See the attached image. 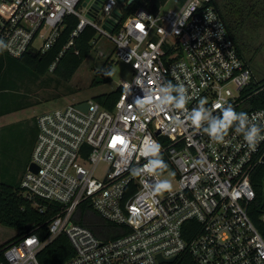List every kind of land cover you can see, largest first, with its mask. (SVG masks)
I'll use <instances>...</instances> for the list:
<instances>
[{
    "label": "built area",
    "instance_id": "2783aa9c",
    "mask_svg": "<svg viewBox=\"0 0 264 264\" xmlns=\"http://www.w3.org/2000/svg\"><path fill=\"white\" fill-rule=\"evenodd\" d=\"M93 1L0 0V40L10 57L44 53L74 15L78 23L67 47L90 26L112 42L115 60L131 67L112 109L91 100L85 110L69 104L36 119L28 163L36 170L27 165L20 187L40 212L47 206L39 201L56 209L43 232L37 226L8 244L0 264H40L38 255L61 235L74 253L57 264H264V239L248 213L264 139L253 149L232 127L216 142L188 119L201 100L213 115L238 107L252 79L218 8L212 0H173L168 8V2L157 11L137 7L123 18L127 0H98V8ZM168 81L184 83L195 97L185 109L141 105L142 88ZM247 114L264 129V108ZM148 134L161 144L169 168L136 173L152 158L142 154ZM167 174L174 187L156 192ZM85 202L124 228L122 234L101 239L75 222Z\"/></svg>",
    "mask_w": 264,
    "mask_h": 264
},
{
    "label": "trees",
    "instance_id": "16d2710c",
    "mask_svg": "<svg viewBox=\"0 0 264 264\" xmlns=\"http://www.w3.org/2000/svg\"><path fill=\"white\" fill-rule=\"evenodd\" d=\"M167 0H135L127 11L123 13V18L130 15L137 7H143L152 11H157ZM249 0H228L227 4L223 5L218 0H212V3L218 8L231 38L236 44L237 50L241 58L252 69L251 63L247 57V21L248 14L253 13L256 8V14H264V0H255L249 5ZM258 7V9H257ZM253 13V14H255ZM78 23L77 17L68 15L64 19V24L60 30L59 36L48 50L44 53L25 52L19 58H13L6 54L4 50H0V95L9 91L10 84L6 76V69L13 64V60L17 64L24 66L32 75H44L49 71V67L56 62L52 72L57 74L64 80H69L76 69L82 64L84 59L90 54L93 49V42H96L97 32L90 26H86L77 37L73 39L70 46H66L71 38V33L76 28ZM117 28L115 29V31ZM108 66H102V71L110 69ZM253 72V71H252ZM11 78V77H10ZM12 81V79H11ZM109 79L100 76L99 73L95 76L92 85L107 83ZM9 93V92H8ZM120 94V88L102 93L94 98L105 109H112L115 101ZM243 102L235 108L236 111H244L246 113L264 108V78L258 74L252 75L250 83L243 90L241 95ZM10 111L13 107L9 106ZM3 112L0 110V116ZM37 136V127L35 120V131L32 136V143L24 167L19 173H10L8 181H3V174L0 172V225L10 228L15 231V236L0 246V260L2 259L3 249L13 241L18 240L25 234L34 230L37 226H41L40 232H43L44 224L53 216L56 206L54 204L39 201L47 206V210L40 212L37 207L32 204L20 187V181L26 171L27 165L30 162L31 151ZM163 158V156H161ZM167 168H169V164ZM166 168V169H167ZM158 171H162L159 170ZM251 183L256 192V198L251 203L248 209L256 228L264 239V220L261 215L264 212V162L257 165L251 175ZM72 219L89 228L97 237L101 239L115 238L120 236L124 228L111 224L105 221L91 206L85 202L80 204ZM38 229V228H37ZM73 249L67 237L61 235L38 255L40 264H57L73 255Z\"/></svg>",
    "mask_w": 264,
    "mask_h": 264
},
{
    "label": "rangeland",
    "instance_id": "374dc122",
    "mask_svg": "<svg viewBox=\"0 0 264 264\" xmlns=\"http://www.w3.org/2000/svg\"><path fill=\"white\" fill-rule=\"evenodd\" d=\"M218 1L227 4L228 0ZM166 2L165 8H168L173 0ZM98 3V0L93 1V7L98 8ZM115 12L119 13V7ZM253 13L249 14L247 21V57L253 73H259V77L264 78V16L255 17ZM112 47L108 38L97 33L92 51L69 80L62 79L52 71L44 75H32L15 60L7 67L6 76H10L12 81L9 93L0 95V110L3 112L0 117V172L3 181H8L10 173H19L23 169L35 131V120L41 114L69 104L94 100L96 96L114 90L122 79L129 78L130 65L116 61ZM107 62L110 63V69L101 72L104 64L108 66ZM105 72L110 75H105ZM98 73L109 81L92 85ZM9 106L13 110L10 111ZM163 180H168L174 187L169 174L164 175ZM14 236V230L0 225V246Z\"/></svg>",
    "mask_w": 264,
    "mask_h": 264
},
{
    "label": "clouds",
    "instance_id": "9594fccd",
    "mask_svg": "<svg viewBox=\"0 0 264 264\" xmlns=\"http://www.w3.org/2000/svg\"><path fill=\"white\" fill-rule=\"evenodd\" d=\"M8 47L7 43L0 40V50H4ZM105 75L110 73L105 72ZM144 96H147V100L143 97L140 98V103L143 106L145 103H156L161 108H166L169 105L175 108L185 109L188 101L193 97L188 95V88L184 83L173 84L171 81L158 84L157 88L151 90L143 89ZM155 92L159 95L158 101L153 99L152 93ZM206 101L201 100L198 107L191 110L188 119L196 127L204 126V131L216 142H222L228 130L234 127V130L238 134H242L244 141L251 147L255 148L257 143L264 139V129L258 127L255 124H250L249 116L244 111H236L235 108L229 104L222 108V112L217 115L205 107ZM145 148L143 155L152 157L143 168L136 169L135 172L140 171H153L157 169L163 170L167 168V164L161 158V144L153 139L151 134H148L145 138ZM172 185L168 180H163L155 186L156 192H164L171 190Z\"/></svg>",
    "mask_w": 264,
    "mask_h": 264
},
{
    "label": "water",
    "instance_id": "95a60500",
    "mask_svg": "<svg viewBox=\"0 0 264 264\" xmlns=\"http://www.w3.org/2000/svg\"><path fill=\"white\" fill-rule=\"evenodd\" d=\"M121 1H123V0H118V2H121ZM134 1H135V0H127V1H126V4H125L124 7H123L124 10H128V8L134 3ZM103 28L106 29V30H108V31H110V28L107 27L106 25H103ZM31 53L34 54L33 52H31ZM76 107L85 110V109L87 108V104H86V103H80V104H77ZM157 133H158V132H157ZM263 159H264V157H263ZM28 168H29L30 170H36V169H35V166H34L33 163H30V164L28 165ZM161 261H163V260H161ZM167 261L170 262V261H172V260L170 259V260H167Z\"/></svg>",
    "mask_w": 264,
    "mask_h": 264
},
{
    "label": "crops",
    "instance_id": "0c3cea01",
    "mask_svg": "<svg viewBox=\"0 0 264 264\" xmlns=\"http://www.w3.org/2000/svg\"><path fill=\"white\" fill-rule=\"evenodd\" d=\"M225 1H226V0H225ZM227 2H228V1H227ZM248 2L250 3L249 5L251 6V4H252V3H251L252 0H249ZM225 3H226V2H223V3H221V4L225 5ZM255 12H256V11H255ZM255 12H254V13H255ZM255 14H256V13H255ZM258 15H260V17L264 16V14H258V13H257V14L255 15V17H257ZM248 16H249V14H248ZM246 26H247V28H249L248 24H247ZM247 28H246L245 32L247 31ZM8 82H9V84L11 83V78H10V77H8ZM0 117H2V116H0Z\"/></svg>",
    "mask_w": 264,
    "mask_h": 264
},
{
    "label": "snow or ice",
    "instance_id": "6c2138e0",
    "mask_svg": "<svg viewBox=\"0 0 264 264\" xmlns=\"http://www.w3.org/2000/svg\"><path fill=\"white\" fill-rule=\"evenodd\" d=\"M117 140H119V138H117ZM120 142H122V141H120Z\"/></svg>",
    "mask_w": 264,
    "mask_h": 264
}]
</instances>
